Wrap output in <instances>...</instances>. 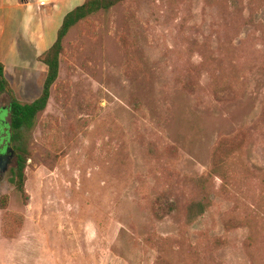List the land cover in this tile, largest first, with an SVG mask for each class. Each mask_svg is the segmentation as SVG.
Segmentation results:
<instances>
[{"label":"rangeland","instance_id":"374dc122","mask_svg":"<svg viewBox=\"0 0 264 264\" xmlns=\"http://www.w3.org/2000/svg\"><path fill=\"white\" fill-rule=\"evenodd\" d=\"M81 2L62 8L45 47ZM4 76L29 102L46 67L31 55ZM9 101L0 91L13 149ZM36 120L0 179V264H264V0L98 11L64 38ZM160 193L178 214L153 215ZM197 201L207 209L186 223Z\"/></svg>","mask_w":264,"mask_h":264},{"label":"trees","instance_id":"16d2710c","mask_svg":"<svg viewBox=\"0 0 264 264\" xmlns=\"http://www.w3.org/2000/svg\"><path fill=\"white\" fill-rule=\"evenodd\" d=\"M123 1L124 0H84L80 5L74 7L64 15L61 25L57 30L55 41L49 48L36 57L39 62L45 65L46 76L42 84L41 92L35 99L29 102H22L15 97L12 88L4 76V65L0 63V91L6 92L10 97L8 103L9 140L13 144L14 151L24 150L23 147L25 145L26 136L33 131L36 125L37 115L45 109L48 103L51 87L58 77L60 55L63 52V40L69 30L98 11H107L114 5ZM25 166V158L22 155H17L15 167L13 169L12 182L15 190L26 204ZM7 203L8 196L2 195L0 197V208H6ZM207 206V204L201 201L188 204L186 207L185 222H194L205 212ZM151 210L153 215L159 218L178 214L176 202L168 199L165 193L154 196L151 202Z\"/></svg>","mask_w":264,"mask_h":264},{"label":"crops","instance_id":"0c3cea01","mask_svg":"<svg viewBox=\"0 0 264 264\" xmlns=\"http://www.w3.org/2000/svg\"><path fill=\"white\" fill-rule=\"evenodd\" d=\"M70 3L71 0H0V63L4 73L21 67L28 56L36 58L53 44L45 47L47 33L55 26L62 8Z\"/></svg>","mask_w":264,"mask_h":264},{"label":"water","instance_id":"95a60500","mask_svg":"<svg viewBox=\"0 0 264 264\" xmlns=\"http://www.w3.org/2000/svg\"><path fill=\"white\" fill-rule=\"evenodd\" d=\"M13 156H14V150L10 146H8L5 149L4 153L0 156L1 158H4L3 169L1 171L2 172V178L1 179L4 178V175H5V173H6L7 169H8V165H9V163H10V161H11Z\"/></svg>","mask_w":264,"mask_h":264},{"label":"flooded vegetation","instance_id":"af4514ba","mask_svg":"<svg viewBox=\"0 0 264 264\" xmlns=\"http://www.w3.org/2000/svg\"><path fill=\"white\" fill-rule=\"evenodd\" d=\"M0 133H1V131H0ZM8 147V142H7V140L5 139V137L4 136H2L1 134H0V156L4 153V151H5V149ZM14 157V156H13ZM13 157H12V159H13ZM12 159H11V161H12ZM3 161H4V158H1L0 157V179L2 178V169H3ZM11 161H10V163H11ZM10 163H9V165H10ZM8 165V166H9ZM8 170V169H7Z\"/></svg>","mask_w":264,"mask_h":264}]
</instances>
